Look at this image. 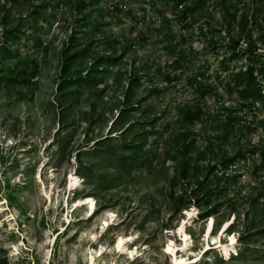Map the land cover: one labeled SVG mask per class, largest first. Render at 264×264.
Segmentation results:
<instances>
[{
    "label": "rangeland",
    "instance_id": "374dc122",
    "mask_svg": "<svg viewBox=\"0 0 264 264\" xmlns=\"http://www.w3.org/2000/svg\"><path fill=\"white\" fill-rule=\"evenodd\" d=\"M176 5L0 0V264H87L109 218L96 245L135 233L170 264L172 231L186 221L199 252L212 216L239 254L205 262L264 264V0ZM86 195L99 212L77 224Z\"/></svg>",
    "mask_w": 264,
    "mask_h": 264
},
{
    "label": "bare ground",
    "instance_id": "6f19581e",
    "mask_svg": "<svg viewBox=\"0 0 264 264\" xmlns=\"http://www.w3.org/2000/svg\"><path fill=\"white\" fill-rule=\"evenodd\" d=\"M38 178L41 182H43L42 179V170L39 171ZM55 189V186H53ZM68 187H70V196L74 194L76 196L77 194L74 192H78L81 188V181L79 179V176L77 173H72L68 178ZM47 196L51 200L52 195L49 193L47 188L45 189ZM62 205H58L55 207L56 211H60L62 208ZM84 205L88 207L87 213L88 216H85L83 218H76L75 223L79 224L83 222L84 220H91L93 219L99 212L97 210V202L96 199L92 195H86L83 198H76L74 199V212H78L80 208H82ZM5 208L0 206V213L4 211ZM95 211V212H94ZM94 212V214H92ZM188 217L191 219L194 216V212L188 210L187 211ZM114 222H111V219L106 220V224L103 226V228L100 230V227L98 228V232L100 234L98 235L97 232H94L91 236V241L93 242V247L95 246L94 250H92L91 253L87 255L85 258L87 264H136V262H145L147 264H152V249L150 245H139V238L140 236L138 234H128V235H118L117 238L114 241V244L111 248L107 247L106 245H96L98 243L100 238H103L105 235H107L110 232L111 224L116 223V219L112 218ZM230 220V219H229ZM229 220L225 222L221 228L218 235H214V228H215V218L212 216L206 226L205 229V246L203 249H201L199 252L194 250V238L193 235L188 230L187 222L184 221L178 226L177 230L172 231V236L168 240V243L165 245L163 252L170 257V264H200L204 263L206 261V255L209 251H215L219 250L224 254L225 257L230 258V260L233 259L232 255L236 251V245H237V239L236 236L232 235L229 238V241L226 242L224 240V236L227 234V232L230 230L232 226L230 225ZM67 222H70L68 227H70L73 223L72 220L67 219ZM63 231L62 233H66L67 230H65V225H63ZM71 232V230H69ZM61 233V234H62ZM232 233H230L231 235ZM181 236L179 240H181L180 243L177 242V240L174 238V236L178 237ZM229 235V234H228ZM227 235V236H228ZM58 241V237H56L55 240H52L49 242V247H55ZM237 252V251H236ZM191 255V256H190ZM110 256L109 262L108 257ZM207 260L211 261V258H207ZM204 264H210L205 262Z\"/></svg>",
    "mask_w": 264,
    "mask_h": 264
},
{
    "label": "trees",
    "instance_id": "16d2710c",
    "mask_svg": "<svg viewBox=\"0 0 264 264\" xmlns=\"http://www.w3.org/2000/svg\"><path fill=\"white\" fill-rule=\"evenodd\" d=\"M187 1V0H177V5L176 7H184L183 3ZM204 2V0H195V7H187L185 9V16L188 12L190 11H194L195 8L197 6H200V4H202ZM238 44V43H237ZM236 49V46L234 47V50ZM253 50V49H252ZM258 71V68L253 64V63H249L246 68L244 69L243 72L239 73L237 75V80L239 81V83H243L244 81L247 82L248 84L246 85V87H244V92L246 94H251L253 93V91H256L257 89L254 87V84L258 81L257 76H256V72ZM244 79V80H243ZM254 89V90H253ZM260 94V92H258Z\"/></svg>",
    "mask_w": 264,
    "mask_h": 264
}]
</instances>
